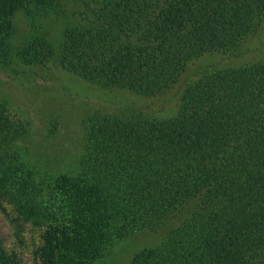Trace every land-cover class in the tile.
Wrapping results in <instances>:
<instances>
[{"label":"trees","instance_id":"1","mask_svg":"<svg viewBox=\"0 0 264 264\" xmlns=\"http://www.w3.org/2000/svg\"><path fill=\"white\" fill-rule=\"evenodd\" d=\"M263 40L264 0H0V66L176 95L168 116L147 114L145 99L82 112L76 169L45 199L17 181L18 216L47 224L35 264H98L117 240L162 226L128 264H264V60L251 59ZM25 133L0 104V148ZM0 264H23L1 238Z\"/></svg>","mask_w":264,"mask_h":264},{"label":"rangeland","instance_id":"2","mask_svg":"<svg viewBox=\"0 0 264 264\" xmlns=\"http://www.w3.org/2000/svg\"><path fill=\"white\" fill-rule=\"evenodd\" d=\"M69 4L70 7L79 6L74 2ZM72 20H76L75 15ZM26 22V13L18 11L14 16L17 28L13 38L16 43L26 31ZM251 59L264 60V40ZM14 66H0V104L6 106L12 117L27 123V133L15 141L12 150L6 146L0 148V156L4 157V167L10 176L9 180L0 184V238L5 248L16 252L23 264H35L36 250L42 243L47 224L33 223L18 216L10 194L14 192L17 181L27 180L29 193L45 199L50 196L56 176L76 169L83 150L79 123L82 112L108 103L141 102L145 99L143 107L147 114L168 116L175 111L176 95H168L165 97L167 100L137 95L127 97L119 90L97 84L90 86L80 77L50 65L40 66L37 73L29 71L27 74L19 72L24 68L22 63ZM135 104V107H141L139 103ZM26 159L29 167H35L27 179L22 169L26 168ZM163 227L138 231L123 240H117L110 246L106 261L101 259L97 263L112 261L115 264H128L133 253L144 246L155 245L162 239L167 226Z\"/></svg>","mask_w":264,"mask_h":264}]
</instances>
